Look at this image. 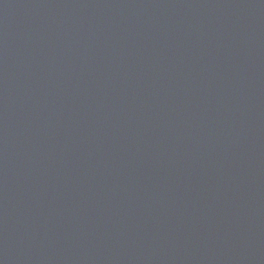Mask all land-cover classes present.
I'll list each match as a JSON object with an SVG mask.
<instances>
[{
  "label": "water",
  "instance_id": "1",
  "mask_svg": "<svg viewBox=\"0 0 264 264\" xmlns=\"http://www.w3.org/2000/svg\"><path fill=\"white\" fill-rule=\"evenodd\" d=\"M0 264H264V0H0Z\"/></svg>",
  "mask_w": 264,
  "mask_h": 264
}]
</instances>
